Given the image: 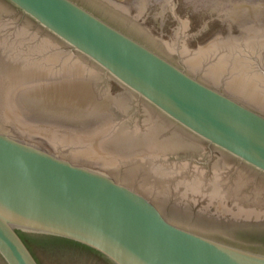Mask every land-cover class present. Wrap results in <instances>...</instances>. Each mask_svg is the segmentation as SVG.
Instances as JSON below:
<instances>
[{
  "label": "water",
  "instance_id": "water-1",
  "mask_svg": "<svg viewBox=\"0 0 264 264\" xmlns=\"http://www.w3.org/2000/svg\"><path fill=\"white\" fill-rule=\"evenodd\" d=\"M5 1L47 36L41 51L54 47L51 36L63 44L68 56L77 57L63 55V66L78 67L77 81L85 88L92 87L85 80L91 75L85 68L91 65L174 129L264 176V105L253 99H264V0H190V19L184 16L185 6L178 10L181 17L171 0H133L131 6L117 0ZM130 11L146 18L155 30L162 24L171 39L159 47ZM224 24L230 37L219 35L204 39L199 47L186 46L189 29L201 34L202 40ZM176 48L174 58L170 54ZM11 80L0 75V259L4 264H38L24 242L30 237L77 244L108 264H264L263 238L168 213L129 182L45 147L39 138L56 148L52 139L57 138V124L34 114L52 118L68 114L70 122L92 115L99 123L85 131L95 134L93 142H86L96 148L89 155L126 157L136 170L142 168V160L153 164L171 157L168 169L177 174L186 165L178 159L182 153H194L190 143L178 137L155 142L153 137H164L165 129L159 124L150 128L137 118L121 132L102 136L112 124L99 120L102 107L96 93H36L27 96L32 101L23 102L22 96L17 97L23 92L11 87ZM206 82L222 84L221 89ZM131 113V108H124L123 114ZM12 130H24L32 137ZM126 130L133 131L130 137L138 132L153 134L142 136L133 143L134 149L116 156L110 141L128 143ZM155 167L147 165L142 171L155 179L161 173ZM185 180L179 182L183 185ZM240 180L237 209L241 215L264 217L261 187L256 185L250 194L240 192Z\"/></svg>",
  "mask_w": 264,
  "mask_h": 264
},
{
  "label": "flooded vegetation",
  "instance_id": "flooded-vegetation-1",
  "mask_svg": "<svg viewBox=\"0 0 264 264\" xmlns=\"http://www.w3.org/2000/svg\"><path fill=\"white\" fill-rule=\"evenodd\" d=\"M174 11L179 16L178 12L181 6L187 10L185 17L190 19L192 14L189 12L190 0H171ZM129 5V4H128ZM151 4H149L150 6ZM130 11V17L135 18V23L141 27V29L159 46L163 47V41L171 39L167 32L162 28L160 24L159 29L155 30L153 26H149L146 22V18L141 19L136 15L132 16ZM183 17V16H181ZM218 27L209 32L202 40H200L201 34L188 30L187 36L184 38L186 46L199 47L204 39L213 37H225L229 30V26ZM38 31L39 35L32 36L31 31ZM23 32L20 34L18 32ZM190 32V33H189ZM230 37V35L226 36ZM47 36L42 33V30L36 27V25L20 12H17L15 7L5 0H0V75L5 76L11 80L10 86H14L17 92L23 93L17 94L22 96L23 102L32 101L30 94H52L53 92H59L62 94H77L79 91L87 92L94 95L96 93L99 97L100 115L99 120L103 123L111 121L112 129L108 133L103 135L117 134L122 129L127 128L130 123H133L134 119L140 123L144 122L146 125H151L153 128L156 124L162 126L164 130V137H153L154 141L160 140L161 143L168 142L174 137H178L183 143H190L194 153H182L181 159L184 164V169L173 174L168 166L171 164L173 158H167L163 161L147 163L146 160L140 161L141 169H134L132 166V159L126 157H116L115 159L100 158L90 156L89 153L95 150V146H86L88 142H93L95 134L89 132L85 134V131H91L93 128L98 127V123L92 115H84L83 119H73L70 122V115H57L56 118L42 117L41 114H34V117L39 120L53 122L55 119L57 132V138L52 140L56 141L53 147L51 142L46 141L44 138H39L40 143L45 147L63 153L65 157L72 160L74 163L97 168L111 175H115L134 186L137 191L145 195L150 199L157 207L165 210L168 213H172L178 216L187 217L194 221L211 225L214 227L221 226L230 229H235L238 232L253 235L264 239V217H255L253 215H241L242 211L237 209L238 192L236 193L239 183V178L243 182L241 191L248 194L254 189L256 185H259L262 189V199L264 200V176L257 173L253 169L240 164L234 158L228 156L222 151L210 147L206 142L197 140L189 136L184 132H180L161 118L151 108L130 96L122 87L106 77L100 70L89 65L88 61L84 60L90 67L85 68L88 70L89 80L92 87L85 88L84 83L77 81L79 73L76 71L79 68L73 66H63V55L66 58H77L74 55L68 56L64 46L61 42L53 37H49L54 42V47L49 52L41 51L44 47V42ZM36 48L37 50H31ZM177 48L171 54L176 58ZM178 55V54H177ZM82 60V58H81ZM173 60V59H172ZM175 62V61H174ZM45 63L48 66H44ZM201 79V77H199ZM3 80V78H2ZM81 80H84L81 78ZM202 80V79H201ZM205 82V81H204ZM208 85L221 89V85L217 82L208 83ZM42 96V97H43ZM126 96L130 97L129 99ZM233 97V96H231ZM241 103L249 106L244 100L233 97ZM251 100L252 98L249 97ZM257 98V99H256ZM253 98L258 104L264 105V99ZM20 101V99H19ZM107 101H110L109 103ZM106 105L107 108L103 106ZM131 108V112L134 115L123 114L124 108ZM59 113V112H58ZM90 113V112H89ZM88 113V114H89ZM41 115V116H40ZM38 116V117H36ZM40 116V117H39ZM133 117V118H132ZM94 118V121L92 119ZM17 135H28L29 132L24 130H12ZM79 134V137H75L69 140L64 139L63 135ZM128 139L130 141L125 144L120 143L119 139L111 143L114 146L111 148L115 150V155H123L125 150H132L133 143L140 142L143 133L138 132L137 136L130 137L133 131L126 130ZM147 133V132H146ZM153 133L148 131L146 137H151ZM144 136V138H146ZM99 137V136H98ZM110 137V136H109ZM36 138V137H35ZM143 138V137H142ZM143 138V139H144ZM87 142V143H86ZM110 143V144H111ZM127 143V144H126ZM127 145V146H126ZM110 146V145H109ZM108 146V149H109ZM95 148V149H94ZM137 148V147H136ZM68 152V155L67 153ZM92 157H88V156ZM94 157V158H93ZM122 158V159H121ZM167 168H162L160 164ZM157 164V165H156ZM154 166L156 169H160L161 173L155 175L156 178L152 179L148 177L142 170L146 166ZM150 168V167H149ZM131 169H134L136 173H133ZM166 172V173H165ZM163 173V174H162ZM193 176V177H192ZM214 176V179L212 178ZM193 179L190 181L189 178ZM244 177V178H242ZM180 179H188L183 185L180 183ZM176 181L180 185H176ZM193 184V189L188 187ZM235 197V198H234ZM235 199V200H234ZM234 201L236 203H234ZM253 205V204H252ZM244 214V213H243ZM24 242L28 249L35 257L38 264H108L101 257L94 252L79 246L74 243L66 241H47L41 238H24ZM0 264L4 262L0 259Z\"/></svg>",
  "mask_w": 264,
  "mask_h": 264
},
{
  "label": "rangeland",
  "instance_id": "rangeland-1",
  "mask_svg": "<svg viewBox=\"0 0 264 264\" xmlns=\"http://www.w3.org/2000/svg\"><path fill=\"white\" fill-rule=\"evenodd\" d=\"M117 1H119V2H123V3L125 2V3H126V5H128V4H129V5L131 6V5H132V1H133V0H117Z\"/></svg>",
  "mask_w": 264,
  "mask_h": 264
}]
</instances>
